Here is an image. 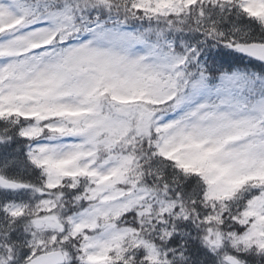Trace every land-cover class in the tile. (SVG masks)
Segmentation results:
<instances>
[{"label": "snow or ice", "instance_id": "1", "mask_svg": "<svg viewBox=\"0 0 264 264\" xmlns=\"http://www.w3.org/2000/svg\"><path fill=\"white\" fill-rule=\"evenodd\" d=\"M0 264H264V0H0Z\"/></svg>", "mask_w": 264, "mask_h": 264}]
</instances>
